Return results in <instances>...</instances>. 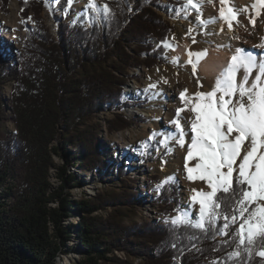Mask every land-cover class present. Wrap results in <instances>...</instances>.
Masks as SVG:
<instances>
[{
  "label": "trees",
  "instance_id": "trees-1",
  "mask_svg": "<svg viewBox=\"0 0 264 264\" xmlns=\"http://www.w3.org/2000/svg\"><path fill=\"white\" fill-rule=\"evenodd\" d=\"M3 1L7 10L10 0ZM18 1L26 20L31 12L37 17L14 65L0 51V121L14 122L17 129L0 137V264H56L60 256L74 252L67 247L72 234L82 255L77 264L123 263L110 256L114 251H123L141 264H225L236 250L238 224L226 236L215 235V230L176 228L171 221L127 227L119 221L127 216L124 208L134 209L140 199L131 193L132 186L78 201L66 193L80 184L69 173L71 166L85 173L113 169L123 179L125 169L101 155L100 127L89 121L107 108L117 111L111 130L125 129L129 123L120 108H143L139 106L143 100L124 94L126 75L133 67L153 69L167 62L164 45L175 27L159 11L178 13L184 1L103 0L110 9L107 17L93 13L89 27L83 24L85 15L64 21L56 39L41 22L42 1ZM8 86L12 93L7 111L2 93ZM56 134L59 145L49 147ZM74 148H78L75 153ZM53 155L64 161L63 166L55 163ZM51 167L57 169L60 189L50 184ZM159 190L161 196L154 203L160 208L172 212L180 206L173 183ZM52 200L59 201V208L50 206ZM108 207L114 212L107 219L94 216ZM73 210L79 218L75 233L64 224L76 218ZM222 224L218 221L216 227ZM227 264L264 262L255 251L249 257L242 249L240 258Z\"/></svg>",
  "mask_w": 264,
  "mask_h": 264
},
{
  "label": "rangeland",
  "instance_id": "rangeland-1",
  "mask_svg": "<svg viewBox=\"0 0 264 264\" xmlns=\"http://www.w3.org/2000/svg\"><path fill=\"white\" fill-rule=\"evenodd\" d=\"M29 2L30 0H25ZM44 5V10L40 14L41 22L45 24L48 28L50 35L53 38H58V29L64 21H70L72 18L86 16L83 24L87 27L91 25V21L88 18L96 11L88 7L89 0H73V2L68 5V11L63 16L58 18H53V22L49 21L47 13L51 11L52 4L48 0H41ZM64 3L69 4L68 0H62ZM103 0H94L97 7L102 9L104 4ZM184 1V6L187 0ZM219 0H198L201 4L200 14L195 10L188 9L187 11L180 10L178 13L169 9L166 13L159 11L162 15V19L165 22H170L171 25L175 27V31L169 36L166 44L171 45V47H166L167 52L165 54V60L167 61L164 65H157L153 69H146L145 67L136 68L133 67L126 75L128 80L127 84L124 86V94L128 96L129 99H144L139 106L143 107L141 111L137 112H126L128 107L118 108L121 110L120 113L126 118L125 121L129 125L125 129H118L116 131L111 130V124L115 119V114L117 111H112L105 108L103 112L97 114V116L89 121V125L98 124L99 130L97 135V141L101 149V155L104 156L105 160L111 161L113 164H118L121 168L125 169L124 177H118L117 171L113 169H106L103 172L85 173L78 167H70L69 173H73L78 181L79 186L73 187L71 190H66L73 201L86 200L85 193L91 194L93 192V187L95 185L100 186V193L107 194L109 192H122L124 190L130 189L132 186L131 193L140 196L137 204H135L134 209L124 208L127 210V216L122 217L119 221L125 226H131L136 223L141 224H151V223H165L166 221H171L176 216L180 215L182 212L186 211V205H190V196L192 188H200L203 186V182L197 181L196 183H190L185 177L186 172L183 168L184 157L186 155L188 136L185 137L186 145L185 148H180L175 140H168L167 146L164 145L163 141L166 136H178L176 132L175 125L171 123L173 119L176 118L175 114L177 109L183 108V101L180 100V94L187 89L186 95H191L198 90L197 80L199 79L200 84L203 86L207 85L206 78L202 77L200 74H193L191 65L184 64L180 61L173 63L171 56L173 55V50L179 46L184 45L186 41L193 51L199 49L206 50L211 48L212 44L219 43V26L222 25V19L219 18L217 10L214 4H217ZM229 1V2H228ZM227 5L239 9L240 3L237 0H228ZM54 3V0L51 1ZM214 7V8H213ZM33 8L38 10V6L33 5ZM23 9L18 0H10L9 7L7 10L4 7V1L0 0V24L7 25V27L15 26V34L6 29L5 31L0 30V51L3 53L4 57L9 61L11 65L17 62L18 54H20L24 47V40L26 39V32L29 28L35 26V16L31 12L30 20L25 19L22 15ZM84 16V17H85ZM252 14L240 13L238 18H240L238 26L242 29L248 30L253 24H250V18ZM216 18L215 23H207L206 26L200 23V20L205 22ZM243 18H246L244 21ZM24 23H21V21ZM2 22V23H1ZM219 27V28H218ZM191 29V31H189ZM252 47L245 50L246 53H252L260 59V55L264 53V29L253 31ZM14 35L17 39L18 44L12 47L11 52L6 47H10L8 44L7 36ZM193 38H195V43H193ZM14 43V42H13ZM157 47L158 44L154 42ZM8 45V46H7ZM255 72L253 73V76ZM12 93V88L10 86L3 89V98L6 104V110L10 109V97ZM128 94V95H127ZM142 101V100H138ZM135 110V109H134ZM132 115L136 116V120L132 119ZM181 117L186 119H181L180 123L187 128V120L192 118V114L189 112H181ZM168 122V123H167ZM169 124V125H166ZM87 125L84 126V128ZM16 126L14 122L11 121H0V137H3L5 132L17 133ZM156 134L153 137V134ZM190 135V133H189ZM55 140L50 143L49 147L54 145H59V135L56 134ZM146 143V148H136L134 149L133 144ZM172 149L168 152V149ZM73 153L78 151V148L73 149ZM126 151V152H125ZM122 153L125 157H122ZM127 154V155H126ZM55 163L59 166H63L64 161L61 158L53 155ZM104 167H108L107 163H102ZM111 167V166H110ZM168 177H174L173 185L176 187L178 194V199L180 206L172 212H166V208H160L155 206L154 203L156 198L161 196V190L157 191V186L161 185L163 181ZM49 181L54 189H60L61 183L57 177V169L50 168ZM129 186V187H128ZM165 186V185H164ZM200 186V187H199ZM93 196V195H90ZM50 206L53 208H59V201H50ZM158 205V204H157ZM197 207V208H196ZM76 218H68L65 220L64 224L68 228H71L75 233L78 226L79 218H77L78 213L72 211ZM113 208L108 207L106 210H101L94 214L95 217L107 219L112 213ZM167 214V215H166ZM192 218H198V205H195L191 211ZM239 226V222L237 223ZM72 239L68 241L67 247L73 249V253H68L60 256L56 264H77L82 259V255L79 252L78 241L75 239V234H72ZM111 257L118 258L123 263H104L100 264H141V260L129 257L123 251H114L110 254Z\"/></svg>",
  "mask_w": 264,
  "mask_h": 264
},
{
  "label": "snow or ice",
  "instance_id": "snow-or-ice-1",
  "mask_svg": "<svg viewBox=\"0 0 264 264\" xmlns=\"http://www.w3.org/2000/svg\"><path fill=\"white\" fill-rule=\"evenodd\" d=\"M68 2L71 4L72 0ZM219 3V18L232 31L233 21L238 24V16L246 13L248 8H225L227 0H219ZM88 7L98 15L101 12L94 0H89ZM251 7L259 15L264 0H256ZM189 8L200 14L201 4L198 0H187L184 10ZM102 11L105 17L109 15L107 4ZM215 22L216 18L207 22L200 20L204 26ZM250 23L254 26L255 19L250 18ZM164 46L171 47L169 44ZM206 55V51L188 53L193 74ZM193 56L196 62L191 59ZM173 63L177 61L174 59ZM197 84L203 87L199 79ZM187 92V89L181 92L184 107L177 109L176 118L171 121L178 136H166L163 143L167 146L168 140L173 139L180 148H185V137L188 136L190 142L183 163L185 178L190 183L203 182V186L190 190V206L198 205V218L193 219L190 212L184 211L172 219L171 224L176 228L190 226L203 232L215 230V235L226 236L230 227L239 222L234 237L236 250L229 253L225 264L239 259L242 249L249 257L255 251L264 262V59L237 48L215 77L211 90L196 91L191 95H186ZM181 112L192 114L187 120V130L180 123L181 119H186L181 117ZM141 147L146 148L147 144L142 143ZM171 151L169 148L168 152ZM173 182L174 177L166 178L157 186V191ZM221 220L223 224L217 228ZM257 243L261 245L259 249L255 247Z\"/></svg>",
  "mask_w": 264,
  "mask_h": 264
},
{
  "label": "bare ground",
  "instance_id": "bare-ground-1",
  "mask_svg": "<svg viewBox=\"0 0 264 264\" xmlns=\"http://www.w3.org/2000/svg\"><path fill=\"white\" fill-rule=\"evenodd\" d=\"M51 1L53 0H48V2L52 4V7H51V11H49L47 15H48L49 21L53 22V18H58L59 16H63L66 13V11H68V5L70 4H66L62 0H54V3H52ZM237 1L240 3V6H241L239 9H243L247 7L248 11L246 13L251 12L252 14L251 18L255 19L254 29L252 28H249L248 30L242 29L241 26H238L237 23L233 21V30L229 31L227 23L222 20V25L219 26L220 28L218 27L219 28L218 29L219 43L212 44L211 48H207L206 50L199 49L197 51H193L189 45V42L186 41L184 45L179 46L178 48L173 50L174 53L171 56V59L172 60L175 59L176 61H180L188 65H191L188 63V60H189L188 53L189 52H192V53H197L201 51L207 52L206 57L202 58L198 63L196 75L200 74L202 77H205L206 83H208L209 86L207 87V85H205L203 87H198L199 91L206 92V91L211 90V88L214 85L215 77L227 65V62L230 60V57L235 52V50L239 48L245 51L249 47H252L253 45L251 44L255 43L253 40H250L251 37H253V34H254L253 31L264 29V8L259 9L260 14L257 15L256 14L257 10L251 7L256 2V0H237ZM227 3L225 4V8L229 7ZM214 7L216 8L217 14L219 15V8H220L219 1L217 4H214ZM245 19L246 18H243L242 20L244 21ZM238 20H240V18H238ZM250 27H253V25H251ZM7 28L10 29V31H12L15 34V29H16L15 26L7 27V25L0 24V30L5 31ZM221 29L223 30L221 31ZM7 40L9 42L8 44L10 45V47H6V48H8V50H10L11 52L12 47L16 46L18 42L14 35H8ZM191 59L193 60V62H196L195 56H193ZM260 59H264V53L260 55ZM138 100H145V98L138 99ZM141 109H144V108L128 107V110L126 112L135 113L137 112V110L141 111ZM135 117L136 116L132 115V118H135ZM166 125H169V124H166ZM132 147L134 149L140 148L141 143L133 144ZM122 157H125L123 153H122ZM124 159L128 160L129 158L125 157ZM155 206L160 207L157 204ZM186 207H187L186 211L190 213L194 208V206H190L189 204H187Z\"/></svg>",
  "mask_w": 264,
  "mask_h": 264
},
{
  "label": "water",
  "instance_id": "water-1",
  "mask_svg": "<svg viewBox=\"0 0 264 264\" xmlns=\"http://www.w3.org/2000/svg\"><path fill=\"white\" fill-rule=\"evenodd\" d=\"M100 191H101L100 186L99 185H95L93 187V192L91 194L90 193L89 194L88 193L87 194L85 193V195H86L85 197L88 198V199H90L92 197H95L96 195H99V194L102 195V194H104V193H100ZM90 195H93V196H90Z\"/></svg>",
  "mask_w": 264,
  "mask_h": 264
}]
</instances>
